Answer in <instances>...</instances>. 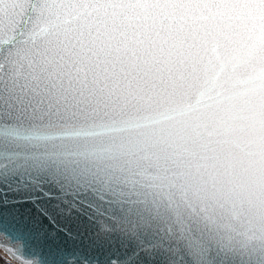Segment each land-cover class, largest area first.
I'll return each mask as SVG.
<instances>
[{"label": "snow or ice", "instance_id": "obj_1", "mask_svg": "<svg viewBox=\"0 0 264 264\" xmlns=\"http://www.w3.org/2000/svg\"><path fill=\"white\" fill-rule=\"evenodd\" d=\"M0 155L38 264L69 217L107 264H264V0H0Z\"/></svg>", "mask_w": 264, "mask_h": 264}, {"label": "water", "instance_id": "obj_2", "mask_svg": "<svg viewBox=\"0 0 264 264\" xmlns=\"http://www.w3.org/2000/svg\"><path fill=\"white\" fill-rule=\"evenodd\" d=\"M51 151L50 145L38 144L34 148V155L39 160H46L47 157L45 152ZM74 150V149H73ZM22 163V160L17 157H5L0 155V170H11L14 166ZM22 172L23 169H20ZM46 171V169H44ZM35 175V173H33ZM22 179H32V176L23 175ZM85 195L100 200L101 194L94 191H86ZM106 198V197H105ZM22 212H35L34 208L25 206L21 208ZM60 225L73 233V239L69 240L61 232L59 234L52 233L53 236L57 237L56 242L62 245H66V250L62 257V264H75L76 257L80 255H87L90 260H99L100 264H107V256L112 254L117 246L118 241L113 238L112 249L109 250L107 247L108 240L103 233L100 235H93L96 232V226L89 227L86 231L83 227H80L79 220H73L71 217L62 219L59 221ZM85 223H87L85 221ZM102 224L111 226L114 223L112 218H107L101 221ZM83 233V234H81ZM104 245V254L97 252L96 244ZM18 249H20L18 251ZM0 250L3 251L10 259L18 264H38L39 260L45 255L46 249L40 244H33L27 247L21 248L20 243L16 242L11 235H7L0 232ZM120 251H123L120 249ZM75 253V255H73ZM236 264H240L239 258L236 259Z\"/></svg>", "mask_w": 264, "mask_h": 264}, {"label": "trees", "instance_id": "obj_3", "mask_svg": "<svg viewBox=\"0 0 264 264\" xmlns=\"http://www.w3.org/2000/svg\"><path fill=\"white\" fill-rule=\"evenodd\" d=\"M0 264H17L0 250Z\"/></svg>", "mask_w": 264, "mask_h": 264}, {"label": "rangeland", "instance_id": "obj_4", "mask_svg": "<svg viewBox=\"0 0 264 264\" xmlns=\"http://www.w3.org/2000/svg\"><path fill=\"white\" fill-rule=\"evenodd\" d=\"M15 262V261H14ZM16 263V262H15ZM18 264V263H17Z\"/></svg>", "mask_w": 264, "mask_h": 264}]
</instances>
